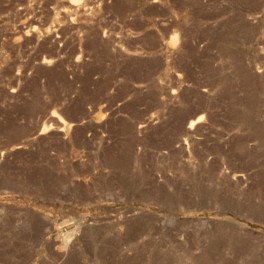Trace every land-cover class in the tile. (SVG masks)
Segmentation results:
<instances>
[{
    "label": "rangeland",
    "instance_id": "1",
    "mask_svg": "<svg viewBox=\"0 0 264 264\" xmlns=\"http://www.w3.org/2000/svg\"><path fill=\"white\" fill-rule=\"evenodd\" d=\"M0 264H264V0H0Z\"/></svg>",
    "mask_w": 264,
    "mask_h": 264
},
{
    "label": "bare ground",
    "instance_id": "2",
    "mask_svg": "<svg viewBox=\"0 0 264 264\" xmlns=\"http://www.w3.org/2000/svg\"><path fill=\"white\" fill-rule=\"evenodd\" d=\"M68 227H70V226H68ZM65 235H66V234H65ZM66 240H67V239H66ZM66 240H65V241H66ZM64 243H65V242H64Z\"/></svg>",
    "mask_w": 264,
    "mask_h": 264
}]
</instances>
